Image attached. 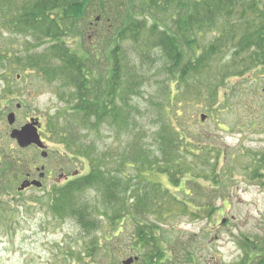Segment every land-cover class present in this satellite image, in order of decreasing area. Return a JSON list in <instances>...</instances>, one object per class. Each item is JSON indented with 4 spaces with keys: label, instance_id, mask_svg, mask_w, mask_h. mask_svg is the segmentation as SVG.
Segmentation results:
<instances>
[{
    "label": "rangeland",
    "instance_id": "1",
    "mask_svg": "<svg viewBox=\"0 0 264 264\" xmlns=\"http://www.w3.org/2000/svg\"><path fill=\"white\" fill-rule=\"evenodd\" d=\"M115 1L119 0H109L112 4ZM139 1L133 0L128 6L139 4ZM261 2L264 4V0ZM90 15L93 17L86 21L87 31L83 36L76 32L64 36L67 46L100 41L105 32L104 20L96 16L98 12ZM217 32L215 28L196 36L198 47H205L200 51L186 48L190 56H205L208 53L206 47ZM40 37L41 34L34 30L13 33L0 25V264H123V260L134 256L139 259L133 264H146L144 254L136 250L133 244L135 224L132 220L122 227L112 228L105 223L100 212H95L102 227L87 234L74 218L62 219L52 213L48 207V193L54 186L84 173L83 162L86 163V159L81 151L91 150L95 155L110 158L129 147L131 136L136 137L146 148L150 146L154 149V137L162 124L174 126L182 136H186L181 141L182 151L190 148L188 142L192 140L193 134V145H207L214 153L225 150L226 159L222 158L217 167L225 187L223 197L215 200L218 212L212 218L192 219L185 216L163 225L162 241L165 256L169 257L160 264H236L242 261H245L243 264H257L260 258L253 257L254 253L250 259H244L245 251L241 242L253 244V251L261 257L257 251L264 247V185L259 180L247 179L245 171L241 169L249 166L252 158H255L254 154L264 153V70L250 72L244 77H231L228 83L219 79L215 88L218 96L210 105L212 94L207 80L212 75L208 68H204L193 79L180 78L179 71L173 74L163 69L161 54L155 50L144 57L141 56L144 50L137 51L125 38H113L109 48L103 47V44L98 46L97 81L101 90L111 85L108 79L113 55L110 52L119 46V55L123 56L126 67L131 69L133 79L126 94L121 97V92L117 93V103L123 105L128 102L126 108L135 123L129 133L124 127H118L117 130L112 124H105L103 129L96 132L92 125H87L88 129L84 128L83 118L63 117L69 113V104L64 99L69 100L73 90L63 82L62 76L55 78L53 75L51 83L39 77L42 74L39 75L35 67L39 64L44 73L52 69L53 73L56 71L62 75L67 69L61 61L40 60L39 53L49 47L47 43L50 44L43 38L42 46L37 48ZM135 53L139 56H135ZM226 58L222 57V60ZM214 61L221 64L219 56ZM215 69L219 70L213 67L212 71ZM167 91L169 93L165 95ZM17 104H20L18 109ZM8 112L15 115L13 125L8 124ZM200 114L206 116L203 121ZM49 116L56 118L58 127H69L67 137L69 135L72 145L68 149L56 137L47 134L45 138L44 135L47 157L42 158L36 149H20L15 140L10 138L11 130L19 129L29 117L39 119L45 132ZM177 130L174 137H178ZM79 152L82 156L80 160L75 156ZM10 156L20 159V164L17 165L18 169H5L3 175L4 164L11 161L7 158ZM227 159L232 160L229 164L237 166L232 175L227 174L224 168ZM29 165L34 168L35 179H38L35 168L45 166L44 178L40 180L42 186L20 194L17 188L25 179L23 171ZM136 169L129 166L123 172L130 176L136 174ZM146 175L149 180L169 187L168 178L158 173L157 169ZM170 190L174 195L183 197L175 189L170 187ZM95 193L93 189L85 188L81 197L75 198V203L81 206L88 204L90 207L93 206L91 202H96L97 208L100 206V197Z\"/></svg>",
    "mask_w": 264,
    "mask_h": 264
},
{
    "label": "trees",
    "instance_id": "2",
    "mask_svg": "<svg viewBox=\"0 0 264 264\" xmlns=\"http://www.w3.org/2000/svg\"><path fill=\"white\" fill-rule=\"evenodd\" d=\"M131 1L119 0L112 4L109 0H0V25L13 33L33 30L40 33L37 48L42 46L43 38L50 42L46 44L49 47L39 53L40 60L61 61L67 68L60 75L56 71L53 73L52 69L44 73L41 64L35 66L37 73L50 82L53 75L55 78L62 76L63 82L73 90L70 99H64L69 104V113L63 117L83 118L84 128L92 125L96 132L105 124L116 126L117 130L124 127L127 132L131 131L135 120L126 108L128 102L123 105L117 103V93L121 92V97L126 94L133 79L131 69L119 55V46L110 52L113 55L108 79L111 85L101 90L97 81L98 46L103 44L109 48L112 39L119 36L137 51L144 50L141 56L146 57L152 50L160 53L163 69L173 74L179 71L180 78L193 79L208 68L212 72V77L207 80L212 94L210 105L218 96L215 88L219 79L228 83L231 77H244L250 72L264 70V4L261 0H141L129 7ZM94 5L98 7L94 8ZM93 12H98L96 16L104 20L105 32L100 41L67 46L64 36L74 32L83 36L87 31L86 21L93 17L90 15ZM215 28L218 32L206 47L208 53L192 58L186 48L202 50L205 46L198 47L196 36ZM135 56L139 55L135 53ZM217 56L220 57V65L213 62ZM222 57H227V60L223 61ZM213 67L219 70L212 71ZM167 93L169 91L165 95ZM55 121L56 118L50 116L48 122L52 136L68 149L72 145L69 135L67 137L69 127H58ZM176 130L174 126L162 124L154 137V149L146 148L131 136L129 147L110 158L95 155L91 150L81 151L86 159V163L83 162L84 173L54 186L48 193V207L56 217L74 218L87 234L102 227L95 212H100L105 223L112 228L122 227L132 220L135 224L133 244L144 254L146 264L164 262L169 256H165L162 241L163 225L178 217L212 218L219 210L215 200L225 190L217 167L222 158L226 159V151L214 153L207 145L195 146V136L191 134L190 148L184 149L186 153H183L181 141L186 136L177 130L178 137H174ZM137 147L141 150L137 151ZM75 156L79 160L82 158L80 152ZM254 156L249 166L239 168L245 171L247 179L259 180L264 185V153L258 152ZM228 162L232 160L227 159L224 168L227 174L232 175L237 166ZM13 165L16 163L5 164ZM129 166L137 168L136 174H124V168ZM155 169L168 178L169 187L148 179L146 173ZM170 187L176 193H182L183 197L174 195ZM85 188L97 192L99 207L96 208V202H91L93 206L90 207L75 203V198L81 197ZM241 246L245 251L244 259H250L254 253L253 257L260 258L257 264H264V247L257 251L260 257L253 251V244L242 241Z\"/></svg>",
    "mask_w": 264,
    "mask_h": 264
},
{
    "label": "flooded vegetation",
    "instance_id": "3",
    "mask_svg": "<svg viewBox=\"0 0 264 264\" xmlns=\"http://www.w3.org/2000/svg\"><path fill=\"white\" fill-rule=\"evenodd\" d=\"M18 77V76H17ZM39 77H41V78H43V80L45 81V82H50L47 78H44L43 76H39ZM51 83V82H50ZM16 108L18 109V108H20V104H17V106H16ZM9 113H13V112H8L7 113V115L9 114ZM14 114V113H13ZM49 118H50V116L47 118V120H46V124H45V127H44V130H45V132H43L42 131V128H41V125H40V121H39V119H37V118H32V117H29V118H27L26 120H25V123H24V125L25 124H27V123H33L34 124V126H35V128H36V130H37V133L39 134V137H40V140H41V142H42V145H43V147L42 148H38L37 146H35V145H30V146H27V147H19L18 146V144H17V142H16V140H15V142H16V145H17V147H19L20 149H25V148H34V149H36L37 151H39V154H40V156H41V153L42 152H45L46 153V155H45V157H42V158H46L47 157V152L46 151H44V139H43V136L45 135V138H47L48 137V135L47 134H50L51 136H52V133H51V126H50V123L48 122V120H49ZM14 122H15V115H14ZM14 122L12 123V124H9V125H13L14 124ZM23 126V125H22ZM22 126H20L19 128H21ZM12 156H10V157H7L9 160H11L10 162H15L16 163V165H14V166H5V164H4V167H3V175H4V170L5 169H8L9 168V170H10V168L11 167H15L16 169H18V167H17V165H19L20 164V159H17L16 157L14 158V159H12L11 158ZM11 158V159H10ZM44 165H41L40 166V168H35V171L36 172H38V179H35V177H33L34 176V174H33V167H32V165H29L28 166V168L27 169H24V171L23 172H25V179L24 180H28V181H33V180H38L39 182H40V186H37V185H29V186H27V187H25L24 189H19V187H20V185H21V183L24 181V180H22L21 182H20V184H19V186H18V188H17V192H19L20 194H21V192H23V191H25V190H28V189H31V188H35V189H39V188H41V186H42V182L40 181V180H42L43 178H44V173H43V170H44ZM1 171V172H2ZM49 171H52L51 169L49 170ZM22 172V173H23ZM5 174H8V171H5ZM2 175V174H1ZM2 175V176H3ZM46 175L48 176L49 174H48V172L46 173ZM68 180V179H67ZM4 188V187H3ZM132 259H133V261H132V263L131 264H133L134 262H136L138 259H139V257H137V256H134V257H131Z\"/></svg>",
    "mask_w": 264,
    "mask_h": 264
},
{
    "label": "water",
    "instance_id": "4",
    "mask_svg": "<svg viewBox=\"0 0 264 264\" xmlns=\"http://www.w3.org/2000/svg\"><path fill=\"white\" fill-rule=\"evenodd\" d=\"M262 91L264 93V87L262 88ZM200 119L203 121L205 119V115L200 114ZM7 121L9 124H12L14 122L13 113H9L7 115ZM10 138L16 140L19 147H27L30 145H35L38 148L43 147L39 134L37 133V130L33 123H27L19 129H12L10 132ZM45 155H46L45 152L41 153L42 157H45ZM29 185L40 186V182L38 180H33V181L24 180L21 183L19 189H24L25 187ZM132 261H133L132 258H127L126 260L123 261V264H131Z\"/></svg>",
    "mask_w": 264,
    "mask_h": 264
}]
</instances>
